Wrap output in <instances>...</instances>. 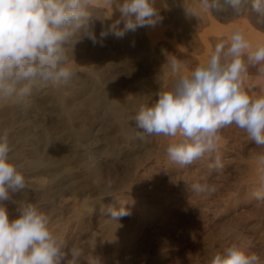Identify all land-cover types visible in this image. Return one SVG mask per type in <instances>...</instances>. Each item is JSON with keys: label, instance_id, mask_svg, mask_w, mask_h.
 Returning a JSON list of instances; mask_svg holds the SVG:
<instances>
[{"label": "rangeland", "instance_id": "1", "mask_svg": "<svg viewBox=\"0 0 264 264\" xmlns=\"http://www.w3.org/2000/svg\"><path fill=\"white\" fill-rule=\"evenodd\" d=\"M156 7L163 21L155 27H140L122 38L109 34L103 46L88 38L77 43V75L70 86L34 90L26 106H0V131L9 130L11 159L27 182L25 190L4 202L9 218L18 216L20 203L37 204L49 214L54 232L69 247L82 248L93 264L96 259L100 264H207L213 252L231 243L264 254V205L252 196L259 189L254 157L264 149L232 125L220 133L221 171L209 170L211 160L180 167L165 156L173 138L140 139L134 119L141 104L151 105L159 89L170 85L169 73L162 70L168 54L195 67L234 28L243 29L253 46L264 43V24L255 25L257 13L250 5L239 16L213 11L201 20L185 14L183 0H157ZM118 17L114 10L111 20L95 21L98 40ZM157 58L159 64L153 65ZM88 71L97 72L91 92L109 95L101 94L97 110L87 105L88 89L77 93ZM246 83L259 89L264 77L250 68ZM112 100L120 104L117 115L127 136L106 116ZM64 109L72 114L66 124ZM68 124L71 138L65 136ZM195 182H207L216 191L195 195L189 191ZM123 205L130 215L111 220L106 210Z\"/></svg>", "mask_w": 264, "mask_h": 264}, {"label": "clouds", "instance_id": "2", "mask_svg": "<svg viewBox=\"0 0 264 264\" xmlns=\"http://www.w3.org/2000/svg\"><path fill=\"white\" fill-rule=\"evenodd\" d=\"M156 2L0 0V106H26L34 90L70 86L77 75V43L88 38L103 46L109 34L122 38L140 27H155L163 21ZM249 5L257 13V22L264 24V0H183L185 14L200 20L213 11L230 10L239 16ZM103 9H111L112 14L102 15ZM114 10L119 17L101 31L98 40L95 21L111 20ZM250 68L264 77V43L253 46L241 28L219 39L195 67L168 54L162 70L169 73L170 85L159 89L151 105H140L134 116L143 133L138 138L171 137L165 148L170 164L186 167L211 160L209 170L218 172L223 169L219 155L223 129L235 125L257 148L264 149V87L246 83ZM9 136L8 129L0 131V264H81L82 259L93 264L82 248L69 247L54 232L49 214L37 204L20 203L18 216L10 220L4 202L25 190L27 182L21 166L11 159ZM254 159L259 189L252 196L264 205V152ZM189 191L210 195L216 189L207 182H195ZM106 211L113 221L130 215L124 205ZM95 264H100L98 259ZM207 264H264V254L231 243L213 252Z\"/></svg>", "mask_w": 264, "mask_h": 264}, {"label": "bare ground", "instance_id": "3", "mask_svg": "<svg viewBox=\"0 0 264 264\" xmlns=\"http://www.w3.org/2000/svg\"><path fill=\"white\" fill-rule=\"evenodd\" d=\"M191 2V1H190ZM108 11H111V9H108ZM204 17V16H203ZM197 18V17H196ZM255 19V18H254ZM255 25H257V26H259V24H258V22H257V20H255ZM261 29H264V27H261ZM150 30H152V29H150ZM151 32V31H150ZM251 33V32H250ZM254 33H256V32H254ZM254 33H253V35H254ZM149 34V33H148ZM153 34H155V33H153ZM258 35V34H257ZM149 35H147V37H148ZM152 36V35H151ZM155 36V35H154ZM257 38V37H256ZM151 41V40H150ZM154 41V40H153ZM152 43V42H151ZM143 58L145 57V53H143L142 55H141ZM162 60V59H161ZM151 62H153V65H155V64H159V58H157V59H154V60H152ZM76 67V66H75ZM98 68H100V67H98ZM152 68V67H151ZM158 68V67H157ZM154 69V68H153ZM159 69V68H158ZM151 70V69H150ZM157 70V69H156ZM256 70V69H255ZM82 71H84V70H82ZM155 71V70H154ZM96 74H97V72H90V71H88L87 72V75L86 76H84V77H82V79H81V83H82V85H81V88L78 90V89H76V88H74L75 89V91L76 90H78L77 91V93L78 94H82L83 92L84 93H86V90L88 89V93L86 94V95H88V97H89V102H90V104H87L88 106H91L92 108H95V110H97L98 109V107H99V105H100V103L102 102L101 101V94L102 95H107V96H109L107 93H105L104 91H98V92H96V91H92L91 92V89H89V87L90 88H92V86H96V81H95V77H96ZM100 79V78H99ZM74 82H76V81H74ZM101 83V82H100ZM100 85V84H99ZM76 86H77V84H76ZM79 86H80V84H79ZM71 88V87H70ZM69 88V89H70ZM74 89H71L72 91L74 90ZM95 89V88H94ZM50 91V90H49ZM35 92V91H34ZM41 92V91H40ZM48 92V91H47ZM59 92V91H58ZM45 93V92H44ZM54 93H56V91H54ZM76 93V94H77ZM48 94V98L49 99H51V100H55V99H53L54 97H52V96H50V94L49 93H47ZM58 94V93H57ZM77 94V95H78ZM43 95H45V94H43ZM75 96V95H74ZM79 96V95H78ZM81 96V95H80ZM116 96V95H115ZM46 98V97H45ZM74 98V97H73ZM46 100V99H45ZM74 100V99H73ZM75 100H76V98H75ZM74 100V101H75ZM78 100V99H77ZM56 101V100H55ZM118 101H120V100H118ZM51 102V101H50ZM57 102V101H56ZM54 103V102H53ZM74 103V102H73ZM110 103V105H109V107H108V110H107V113H106V116L107 117H110L111 119L109 120L110 121V123L113 125L112 126V128H115L116 130H118V131H120V132H122V134L124 135V136H127V126L120 120V117L117 115V111H118V109H119V106H120V104H116V102H114L113 100L111 101V102H109ZM123 104V103H122ZM70 105V104H69ZM68 105V106H69ZM57 106V105H56ZM55 106V107H56ZM124 106V105H123ZM68 109V108H67ZM90 109V108H89ZM58 111V110H57ZM73 111V110H72ZM91 111V110H90ZM62 114H61V118H62V120L64 121V124H66V122H67V120H69V119H71L72 118V114H70L66 109H64V111L63 112H61ZM76 113V112H75ZM122 118V117H121ZM73 119H75L74 117H73ZM68 123V122H67ZM61 126H63V125H61ZM65 126V125H64ZM63 128V127H62ZM72 130H73V125L72 124H68V126H66V128H65V136H67L68 138H71V136H72ZM60 132V131H59ZM65 139H67L66 137H65ZM119 141V140H118ZM24 142V141H23ZM46 160V159H45ZM45 160H43V161H45Z\"/></svg>", "mask_w": 264, "mask_h": 264}]
</instances>
